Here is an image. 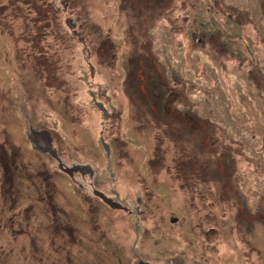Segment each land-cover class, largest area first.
Returning <instances> with one entry per match:
<instances>
[{"label": "rangeland", "instance_id": "1", "mask_svg": "<svg viewBox=\"0 0 264 264\" xmlns=\"http://www.w3.org/2000/svg\"><path fill=\"white\" fill-rule=\"evenodd\" d=\"M50 1L51 26L30 41L33 24H44L40 6L0 0V143L18 145L41 179L51 174L57 204L80 218L76 261L117 264L97 244L102 232L87 228L93 214L76 203L82 192L31 151L23 123L57 135L63 162L91 165L107 194L147 200L135 230V217L98 210L103 240L136 242L153 262L256 263L244 251L245 242L264 250V0ZM3 123L12 131L1 132ZM20 195L9 210L0 192V264H53L47 203L26 180Z\"/></svg>", "mask_w": 264, "mask_h": 264}, {"label": "flooded vegetation", "instance_id": "2", "mask_svg": "<svg viewBox=\"0 0 264 264\" xmlns=\"http://www.w3.org/2000/svg\"><path fill=\"white\" fill-rule=\"evenodd\" d=\"M229 6H235V5L229 3ZM34 58H36L34 55L33 56L28 55L27 62L30 63L31 60H33ZM2 97H8V92L6 90L2 93ZM2 101L5 100L2 99ZM2 106L4 109L3 114L5 115V110H7L6 109L7 105L2 104ZM93 106L95 108L97 107L98 110L101 111L103 117L107 118L108 120L110 113L108 110H106L103 107L101 102H95V105ZM21 108H23V105L21 106ZM22 121L25 122L24 119ZM3 126L4 128H2L1 132H3L4 134L6 133V131L11 130L4 123ZM40 126L41 125L38 124L33 125V122H31L27 125L26 128L25 124L23 123L22 134L24 135L25 133L27 140L29 141L28 143H30L31 151H34L40 157L45 156L48 160L54 161L55 164H57V167L63 168L64 171L67 172V176L72 186L70 188V186L63 184L65 185L64 189L70 188L71 190L75 191L77 187L79 188L78 191L82 192V193L80 192L81 194H76L79 198V200L76 203H78L80 207H83V204L86 205L88 214L89 213L93 214V219L91 223H89L90 226H88L87 228L92 227L93 229L96 230V232H102L101 236L97 238V244L102 250H104L106 253L108 252L107 254H109L111 258L112 257L115 258L114 261L116 260L117 264H187L184 259L178 260L175 258L173 260H163L161 262H153L150 259V253H142L141 250L136 249L137 247L136 242L130 244L119 243V245H117V244H110L109 238L103 240L105 237V227L102 228L97 222V216H95V214L98 213V210L99 212L100 211L108 212L109 210L118 211L121 212L119 214H123L129 217L132 216L135 217L132 222V228L135 230L137 229L136 226L137 222L135 220L137 218H140V216L147 214V210L149 209L146 202L147 200L145 201V199H143L140 196H136L134 198L129 197L128 199L126 197L122 198V197H116L115 195L107 194L104 190L101 189V185L97 179L95 169L89 164H83L79 162L70 163L69 165H66L62 160L61 149H60V138L50 131L47 132V130H45L43 127ZM15 127L16 125L14 123V128ZM20 128L21 127L19 126L18 127L19 130L17 131L15 129L17 133H15V131L14 133L12 132L11 133L16 134L17 137H20L19 135ZM3 139L4 140L0 143V171H1L0 192L3 200V204L9 205L8 207L9 210H12L15 206H19L18 200L19 198L21 199L22 197L20 195V192L23 191L26 180L28 182V187L33 189L34 195L31 197L35 198L37 196L38 202L42 201L44 203H47V207L49 208L50 211L49 215L53 220V222L55 223L54 229L51 232L52 238L50 237V242L52 245V254L54 255V259L52 260L53 264H57L59 261H61V263L64 264H79L78 261H76V259L73 256V246H74L73 244L74 241L76 242V239L73 238V236L74 233L75 234L79 233V231L78 229L75 228L73 224L77 223V221L80 220V218H78L77 214H75L72 210H63L61 206L57 204L55 197H56V193L58 192V188L57 185L52 182L51 174L46 173V176H44L41 179V171L39 166L34 165L32 169H30L31 171L27 170L29 169L30 166H28V168L25 169V164H22L23 160L21 153L23 152H21L19 146L16 144H12L8 137L4 136ZM100 141L103 151L106 152V154L108 155L109 154L108 146L104 144L105 142L102 139ZM9 142L11 143V145H9ZM21 165L22 167H20ZM77 174L81 175L83 179L77 180L75 178V175ZM86 176H87V180L85 181L84 177ZM51 187H52V193H51ZM71 201L72 198L66 199L65 203L69 205ZM59 212H61L63 215L59 214ZM18 213L20 215L25 216V210L23 209L22 211L18 210ZM11 218H17L18 220H20V218L17 217L14 214V212ZM240 218L241 216L239 217L236 216V219H240ZM169 220L171 222H177L178 217L171 216ZM237 222L239 221H236V223ZM84 224L86 223L81 220V225ZM20 225L17 231L18 233H23L25 230L23 229V226ZM12 226L13 225L11 224V228ZM55 240L58 241L59 243L56 244ZM77 241L79 243H83V238H79ZM245 245L247 250H245L244 252L249 251L251 254L255 253V256L257 257L256 263L254 264H263L264 250L258 247H254V245L249 242H245ZM58 251L63 252L62 258L57 259L55 257ZM126 251H129L130 258L128 259L124 257ZM5 252L7 251L0 252L1 253L0 260L6 259L7 254ZM203 262L204 261H202L201 259L200 260L196 259L188 264H203ZM5 264L8 263L6 262ZM37 264H44L43 260L40 259L39 263ZM236 264H243V263L241 262Z\"/></svg>", "mask_w": 264, "mask_h": 264}, {"label": "trees", "instance_id": "3", "mask_svg": "<svg viewBox=\"0 0 264 264\" xmlns=\"http://www.w3.org/2000/svg\"><path fill=\"white\" fill-rule=\"evenodd\" d=\"M28 1L30 2L31 6H32V4H33V6H40L39 8H36L35 7V9H37L38 15H40L41 13H44L43 14L44 18L41 19V20H38V21H44V24L42 26H38V24L37 25L36 24H33V29L35 30V33L38 32V34H37V36H31L30 41H32V39L35 40L36 37H39L40 36L39 29L43 30L42 28H44V27H50L51 26V23L50 24L48 23V20H49L48 15L50 13H52V10L50 8V6H52V3H51L50 0H28ZM1 26H2V22H0V28H1ZM27 36L29 37V35H27ZM22 40H25V38L22 39ZM35 46L36 45L34 44V47ZM34 52H35V50H34Z\"/></svg>", "mask_w": 264, "mask_h": 264}, {"label": "bare ground", "instance_id": "4", "mask_svg": "<svg viewBox=\"0 0 264 264\" xmlns=\"http://www.w3.org/2000/svg\"><path fill=\"white\" fill-rule=\"evenodd\" d=\"M55 171H59V172H61V173H63L64 175H66L67 176V172L66 171H64V169L63 168H60V167H56V169H54Z\"/></svg>", "mask_w": 264, "mask_h": 264}]
</instances>
